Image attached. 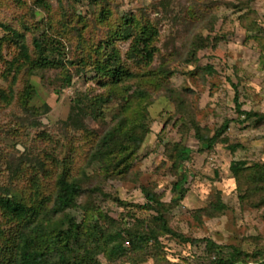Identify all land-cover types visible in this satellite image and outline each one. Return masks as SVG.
Here are the masks:
<instances>
[{"label": "rangeland", "instance_id": "obj_1", "mask_svg": "<svg viewBox=\"0 0 264 264\" xmlns=\"http://www.w3.org/2000/svg\"><path fill=\"white\" fill-rule=\"evenodd\" d=\"M1 24L25 36L31 60L10 67L19 48L0 27V196L38 208L52 235L79 225L89 254L78 243L71 255L92 264H215L208 240L225 257L240 251L239 264H264L263 196L232 168L264 167V0H0ZM142 25L158 32L150 62L126 38ZM114 51L130 79L100 70ZM225 122L203 148L198 134L211 138ZM180 147L193 150L182 162ZM180 171L188 181L177 200ZM63 174L82 191L56 213ZM94 226L102 231L90 237ZM26 227L0 211V264H15Z\"/></svg>", "mask_w": 264, "mask_h": 264}, {"label": "trees", "instance_id": "obj_2", "mask_svg": "<svg viewBox=\"0 0 264 264\" xmlns=\"http://www.w3.org/2000/svg\"><path fill=\"white\" fill-rule=\"evenodd\" d=\"M0 27L4 28L5 31H9L12 35L15 43L17 44L19 48V57L18 59L13 60L10 62V67H17L15 65V62L19 59L23 61H29L31 60L29 55V50L26 44L25 36L21 34L20 32L9 28L8 26L1 24ZM138 28L136 33H133L132 31H125L126 32V38L133 37L134 38V47L132 53L135 55H141L143 60H146L147 62L152 61L154 50L150 48V44L152 43V39L154 35H157V30L151 25H142L137 26ZM110 45V43H107ZM34 45L38 51L41 52V56L39 58L38 65L44 64L42 61H46L47 58H45L44 51H45V44L36 39L34 41ZM132 54V55H133ZM109 61L106 66L100 67V70L106 71V74L110 75L115 83H118V81L130 79L133 75L130 71L122 68V65H120L119 61V55L117 52H113L111 56L109 57ZM116 63V66H112ZM19 67V64H18ZM70 81L68 80V83ZM244 114L247 115V117H252L256 115L255 113H249L244 112ZM259 116V115H257ZM229 122H225V124L222 126L220 130L217 131V133L211 137L207 138L204 135L198 134V138L200 140V143L203 148H208L213 146V144L216 142V140L223 135V133L228 129ZM116 134L114 132L109 133L106 135L100 144H102V153L103 155L107 154V147L108 144L111 145L112 141L115 139ZM125 138L127 139L128 143H135L138 141V138L136 136H132L130 133H128ZM139 141H141L139 139ZM118 147H123V143L117 144ZM128 147L127 145H125ZM193 150L188 147H180L178 148V159L180 162L187 160L190 155L192 154ZM122 162H125L127 160L126 156L120 159ZM244 162H234L232 164L233 171L236 173V175H239L240 177L245 176L248 180L251 187L254 189L252 190L251 194H260L264 197V167H260V165H256L255 168L246 169L244 166ZM179 169L182 168L181 163H179ZM256 169L255 171H252ZM252 171L251 173H249ZM180 179L174 184V191L177 194V200L183 199L186 193V189L184 188V185L188 181L187 174L183 171H180ZM58 191L56 195V199L54 202V212H64L67 209H70L76 205V201L78 198L79 193L82 191L81 184L78 183L77 180H69L66 175H61L57 182ZM261 197V200L264 201V198ZM148 199L150 202L154 201L157 205L163 208V204L155 197V195L148 194ZM226 208V206L220 201L216 203L214 206V209L216 211H222ZM0 211L3 213L4 216L15 218L19 221H25L26 229H23L20 233L18 238V241L16 242V257L14 259L15 264H87L91 263L92 259L88 262H86L85 258L83 256L79 255H71L73 251L75 252L76 245L79 243V247H83L84 255L89 254V250H87V247L82 246V242H80L81 239V228L79 225H72L69 229H67L65 232H60L55 235H52L53 233H48L45 230V226L43 223L39 222V210L38 208H29L25 203L22 201H18L15 197L11 196H0ZM38 221V222H37ZM159 221L162 223V226L164 229H167L166 219L164 216H161L159 218ZM36 223V224H34ZM93 230V231H92ZM99 231H102V228H99L98 226L92 227L88 232L91 233V236L88 235V233H85V236H94ZM123 232H117L114 235L108 236L112 241H115L116 244L113 246V248L110 250V254L116 256L123 252V242H118L122 240ZM129 238L132 242L135 243V241L141 238V236L137 234H132L131 232H128ZM1 237V233H0ZM123 241V240H122ZM129 242V241H128ZM208 243L210 246L214 247L216 261L215 264H239L238 262L240 260H237L238 257H241L242 253L240 251L234 252L230 256H223L221 255V252L219 251L220 245L216 244L212 240H208ZM79 250V249H77ZM237 253V254H236ZM93 262H96L93 260Z\"/></svg>", "mask_w": 264, "mask_h": 264}]
</instances>
